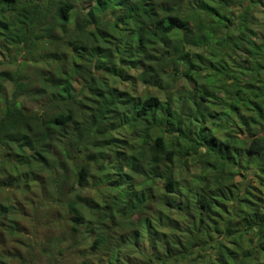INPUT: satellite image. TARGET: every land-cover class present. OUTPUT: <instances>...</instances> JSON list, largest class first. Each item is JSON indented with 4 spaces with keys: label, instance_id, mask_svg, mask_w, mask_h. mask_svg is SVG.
<instances>
[{
    "label": "trees",
    "instance_id": "1",
    "mask_svg": "<svg viewBox=\"0 0 264 264\" xmlns=\"http://www.w3.org/2000/svg\"><path fill=\"white\" fill-rule=\"evenodd\" d=\"M261 129L264 0H0V226L51 264H264Z\"/></svg>",
    "mask_w": 264,
    "mask_h": 264
},
{
    "label": "rangeland",
    "instance_id": "2",
    "mask_svg": "<svg viewBox=\"0 0 264 264\" xmlns=\"http://www.w3.org/2000/svg\"><path fill=\"white\" fill-rule=\"evenodd\" d=\"M238 9L235 10L233 14L234 16H237L238 14ZM254 15L257 19H259V22H262L263 18V13L261 9L255 10ZM254 31H259V33H262V28L259 26H255ZM228 33V32H227ZM232 33V34H231ZM230 35L236 36L238 33L236 31H232ZM224 34H226L225 31L222 32V36H219L220 39L221 37L224 38ZM215 40V39H214ZM211 44L213 43V41ZM219 43H216V46L221 43V41H217ZM214 44H212V47ZM204 53H210L212 51L211 49L209 50L207 47L206 49L203 50ZM243 54L242 51L237 50L233 54L231 53V56L227 54L228 57L231 59L228 60L227 63L233 62L234 64L240 62V56ZM226 58V57H225ZM200 76L197 80L196 83H193L190 80H187L186 78H183L182 81H180V86H178V94L177 98H180L179 103L182 104V113L185 114L186 116L190 115V119L192 118V114H194V110L192 109V105L190 102H188L189 98H197V91L201 87V82L204 77L203 71L199 72ZM180 77V76H179ZM178 77V78H179ZM177 78V80H178ZM232 82H226L225 85L228 87L231 86ZM223 95V93L221 94ZM198 99V98H197ZM212 101V100H211ZM198 102V101H197ZM230 102V101H227ZM187 108L191 109L188 110ZM213 108V107H212ZM219 111H226V108L219 110ZM200 113L196 114L199 116ZM235 124V123H234ZM204 126L207 127V129H212L215 131L218 140H222L225 132H228L232 130L231 134L234 135L233 132H235L236 126H230L224 124L223 129L217 130L216 127L213 126L210 122L207 121V123H204ZM191 129L193 130L194 124H190ZM260 129V128H259ZM261 131H263L261 129ZM264 134V131H263ZM189 168V176L191 175L196 176L197 174L200 173L201 169L205 168L203 164H194L188 166ZM214 173V172H213ZM248 180L246 183L252 187H256V183L254 182L255 179H253V176H248ZM239 181V179L237 180ZM249 182V183H248ZM240 185V184H239ZM243 187V185H242ZM260 192V190H259ZM262 197H264V192L260 193ZM264 210V206L262 207ZM24 214V213H23ZM42 220H44L39 214L36 216L34 215L30 209L25 210V216L22 217L21 219L18 220L17 228L15 231L12 233H9L8 230V223L5 221L3 222L4 225L0 226V264H51L50 262V254L52 253V245L50 244V236L53 232V230H50L46 228L42 224ZM42 224V225H41ZM72 256L71 253L66 252L64 254V257H68L67 255ZM55 259L53 260L54 263ZM50 262V263H49Z\"/></svg>",
    "mask_w": 264,
    "mask_h": 264
}]
</instances>
